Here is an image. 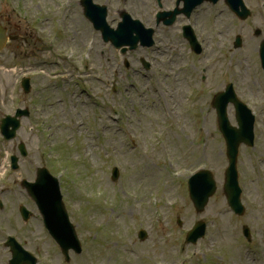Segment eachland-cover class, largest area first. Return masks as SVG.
I'll use <instances>...</instances> for the list:
<instances>
[{"label":"rangeland","instance_id":"obj_1","mask_svg":"<svg viewBox=\"0 0 264 264\" xmlns=\"http://www.w3.org/2000/svg\"><path fill=\"white\" fill-rule=\"evenodd\" d=\"M82 33H83V32H82ZM146 103H147V104H150L151 102L148 101V102H146ZM66 135H68V132H66ZM78 151L82 152L81 148H78ZM203 159H204V158H200V160H203ZM207 160L210 161V162H212V163H214V164H216V163H215V159H214L213 157H212V159H207ZM196 161H197V160H196ZM85 169H86L85 172H87V173H86V176H88V175H89V172H90L91 169H88V168H86V167H85ZM101 170H104V169L100 168L99 171H101ZM101 177H103V174H102V173H101ZM87 178H88V177H87ZM90 180H91V182H92L93 184H98V183H96V180H95V179H91V178H90ZM104 181H105V179H102V182H104ZM135 183H136V181H135ZM248 194L250 195V198H252V191H251V190H248ZM182 202H184L183 199H182ZM221 203H222L221 200L219 201V203H216L218 209L215 208V205L213 206V207L215 208V215L218 213L217 210L220 209L219 206H220ZM184 208H187V209H188V208H189V204H188V206L182 205V206L179 208L178 213L181 214V215H183L184 218H185V220L188 221V224H190L191 217H192L193 214L190 213L189 216H188V215L186 214V211H184ZM124 219H126L127 221H129L128 218H124ZM215 221H218V220L215 218ZM217 224H218V223H217ZM218 226H219V225H218ZM130 236H132V235H130ZM180 236H181V232H178V231H177V238H180ZM211 236H212L213 239H215V230L212 231ZM216 239L218 240V237H217V236H216ZM219 242H220V241H214V243H216V245H214L215 248H214L213 250H210L209 252H207V254L204 256V259H206V262H207V263H208V262H211V264H225L226 261H228V263H226V264H249V263H251V261L247 260V257H246V255H245V253H243V252H242V254H240V256H236V253L233 252V249H237V250H239V248L237 247L236 244H233V243L222 244V248L224 249V251H227V252H229L230 254H226V255H224L225 258H222V259H224L223 262L218 261V260L215 258V254H216L217 245H218ZM147 244H148V243H147ZM147 244H146V245H147ZM104 245H107V244H105V242H104L103 240H100L99 242H97V243L95 244L96 247H101V246H104ZM87 248H88V253H89V252H90V251H89V244H87ZM91 248H92V247H91ZM200 248H201V247H200ZM149 249H150V247H148V248H145V247H144V251H147V250H149ZM104 256L106 257V255H104ZM108 257H109V256H108ZM101 259H104V258H101ZM222 259H221V261H222ZM88 262H89V258L83 257V258L80 259V264H89Z\"/></svg>","mask_w":264,"mask_h":264}]
</instances>
